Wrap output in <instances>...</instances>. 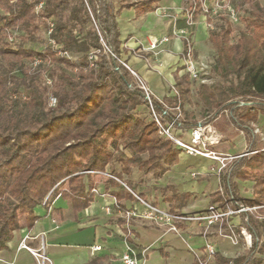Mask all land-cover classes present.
Wrapping results in <instances>:
<instances>
[{"label": "trees", "instance_id": "trees-1", "mask_svg": "<svg viewBox=\"0 0 264 264\" xmlns=\"http://www.w3.org/2000/svg\"><path fill=\"white\" fill-rule=\"evenodd\" d=\"M40 2L42 7L36 11L35 5ZM158 3L159 0L119 1L120 9L135 8L137 15L154 12ZM194 4L201 9L199 0H194ZM0 10L1 251L7 249L15 230L33 227L39 219L35 214L38 205L43 204L49 210L48 195H56L62 186L66 185L60 196L75 215L89 205L84 179L90 172H103L118 162L127 175L131 167L137 166L146 173L155 171L158 178L178 163L180 151L170 141L158 137L153 120L136 115L139 106L147 107L144 94L129 71L103 47L102 42L118 56V11L109 0H0ZM237 10H246L247 15L241 18L245 30L235 45L231 43L233 29L229 21L208 36L216 51L215 71L225 80L233 76L236 81L229 79L227 89L220 84L213 88L200 85L198 96L211 109H227L231 121L241 126L256 110L264 115V102H253L250 98H264V6L260 0H238ZM205 21L208 25L212 19L206 15ZM49 22L53 27L47 41L54 42V46L48 44L35 51L8 45L6 38L13 30H22L33 41L41 26L48 29ZM93 52L97 60L90 67L89 55ZM36 60L39 63L35 67L26 65V61L32 65ZM64 68L75 71L73 76ZM46 81L53 85L50 94L56 99L54 107L48 106ZM188 86V74L177 78L178 95L187 93ZM176 97L164 98V103L174 107ZM234 97L240 100L234 101ZM153 104L155 111L161 113V103L153 99ZM243 104L248 106L239 112ZM165 116L172 117L169 112ZM198 125L186 120L179 122L183 129ZM249 147L250 153L256 150L251 144ZM119 150H128L130 157L124 160L115 155ZM240 161L251 170L264 168V152L242 157ZM121 173L112 175L121 180ZM223 182L235 211L242 207L256 211L240 212L243 228L251 236L248 253L225 258L215 252L213 264H264V259L256 256L264 254V242L260 244L264 223L256 217L264 216V171L255 182L251 202L239 196L231 179ZM167 190L168 186L161 193ZM113 196L116 200L132 198L125 191ZM171 198L184 204L190 195L172 191ZM173 212L170 209V214L180 216ZM63 214L60 209L49 211L54 221L64 219ZM102 260L93 259L89 264H101ZM193 264L200 262L195 260Z\"/></svg>", "mask_w": 264, "mask_h": 264}, {"label": "crops", "instance_id": "crops-1", "mask_svg": "<svg viewBox=\"0 0 264 264\" xmlns=\"http://www.w3.org/2000/svg\"><path fill=\"white\" fill-rule=\"evenodd\" d=\"M119 1L109 0L118 11L116 22L120 47L117 57L146 82L156 99L164 102V98L174 96L171 88L177 78L185 74L182 70L184 43L182 37L173 32L186 30L194 49L199 52L208 37L204 25L201 20H195L193 26H186V11L180 10L182 0H159L154 12L143 15H137L135 8L120 9ZM162 37H167L168 41L153 51L147 50L150 40ZM230 150L236 151L235 147ZM124 155L125 160L131 154L124 150ZM243 166L241 169L236 161L233 173L238 172L225 175L220 172L218 162L180 152L178 163L157 178L155 171L146 173L137 166L131 167L127 175L122 172L121 164L114 162L103 172H90L84 179L90 202L75 215L70 213L68 202L60 196L61 190L54 196L49 195V210L43 204L38 205L35 214L39 219L33 227L14 231L7 249L0 251V264H36L33 256L20 247L25 238L26 245L32 249L44 244L53 264H89L97 258L103 259L101 264H123L120 256L126 244L134 248L138 264H193L195 260L199 261V255L209 240L223 257L235 258L239 249L235 235L234 239L226 236L223 242L219 236L222 229H245L240 213L224 215L211 223L207 217L211 207L216 212L223 211L226 195L221 188L225 179H231L244 201H253L255 182L250 175L252 171ZM118 173H121V180L112 175ZM167 186L169 190L161 193ZM92 189L97 193H91ZM118 191L128 192L132 198L116 200L113 193ZM172 191L178 195H190V198L180 204L178 199L171 198ZM137 197L163 212L170 213V209L173 213L178 212L179 219L165 222L143 218L139 214L144 211V206ZM52 209L63 210L62 217L65 218L51 219L49 211ZM130 212L137 215L128 216ZM213 261L208 263L213 264Z\"/></svg>", "mask_w": 264, "mask_h": 264}, {"label": "rangeland", "instance_id": "rangeland-1", "mask_svg": "<svg viewBox=\"0 0 264 264\" xmlns=\"http://www.w3.org/2000/svg\"><path fill=\"white\" fill-rule=\"evenodd\" d=\"M202 4V9L196 8L194 4V0H182V4L180 7V10L188 11L192 17L194 23L197 20H201L204 29L207 32V35L209 36V33L213 30H218L220 27L225 25L226 21H229L231 23V27L233 29V34L231 36V43L236 44L237 39L240 37V34L245 30L244 24L241 22V18L245 17L247 15L246 10H237L238 0H199ZM260 3L264 6V0H260ZM36 6V5H35ZM41 9V8H40ZM39 9V10H40ZM244 9H247L244 7ZM38 10V11H39ZM210 11V18L212 19L211 26H208L205 21V11ZM231 12H233V16H231ZM0 13L1 10H0ZM196 20V21H195ZM47 30H45L44 26H41L40 29L35 33L34 40H29L24 32L20 29H15L7 35L6 41L8 45L12 48H15L17 46H23L27 49H32L35 51H41L44 49L45 46L50 44L47 41ZM51 45V44H50ZM194 46V45H193ZM195 50V55L197 56V59L205 65L204 68V75H201V79L198 80H189V90L187 93H184L182 96L177 94V91L175 89V86L173 85V88L171 90L175 93L177 97V105H180V110H167V112L171 113L173 116L177 112H181V121H188V122H194L198 123L201 127H203V134L207 137H215L217 140H219V143L214 146L208 147L209 150L216 152L218 155H220L221 158L224 159V166L219 165L220 172L227 174H234L238 171H234V163L238 161V163L242 167H244L242 162L240 161L242 157H251L256 152H264V115L261 112H258L257 110L252 113V117L246 121L245 123L241 122L240 125H236L233 123L229 117V111L216 109V108H210L206 105L203 98L198 96V89L200 85H205L207 87L213 88L217 84H220L224 89H227L229 85V79L233 80L234 82L235 77L230 76L228 79H223L218 72L215 71L214 65H215V58H216V51L213 47V45L210 43V41L205 39L204 41V47L197 52ZM70 56V55H69ZM70 58H73V56H70ZM97 60V58H96ZM95 60V61H96ZM95 61L93 63V67L95 64ZM1 62V61H0ZM26 65L35 67L33 64L30 65L28 61H26ZM90 67H92L90 65ZM50 68L46 69V76L49 72ZM64 71L69 74L70 76H73L74 72L70 68H64ZM135 81V80H134ZM136 82V81H135ZM52 84H50L49 81L44 82V87L48 88L49 90V98L52 96L50 93V89L52 88ZM181 96V97H178ZM53 97V96H52ZM253 102H264V98L260 97H250ZM234 101L240 100V97H234ZM49 101V100H48ZM248 105H240L239 112L243 110V107ZM253 106V105H252ZM170 109L173 107H170ZM175 107V106H174ZM222 108V107H221ZM165 108L162 107V110ZM136 115L144 120H153L151 113L149 109L146 106H139L136 109ZM210 120V121H209ZM209 121V122H207ZM198 125V126H199ZM244 126V128L242 127ZM197 127V126H196ZM195 128V127H194ZM193 128L190 129H183L178 132L179 137L183 141H189L190 138V132ZM159 137V136H158ZM187 137V138H186ZM250 144L252 145L253 149H256L253 152H249ZM235 147L236 151L232 152L230 149ZM230 151V152H229ZM115 155H119L121 157H126L124 155V150L121 152L120 150L115 152ZM252 172L250 175L254 182L258 180L260 177V174L264 171V168L261 169H252ZM224 180V179H223ZM222 181V179H221ZM255 185V184H254ZM66 185L62 186L65 188ZM224 183L222 184L221 190L224 191ZM62 187L60 190H62ZM254 187V186H253ZM254 188H252L253 192ZM225 192V191H224ZM253 194V193H252ZM225 204L223 205L221 212H216L213 208L214 215H219L217 220H212L214 222L221 219V216H228L230 211H235L236 208H234L235 204L233 199L231 198V195L225 192ZM49 196V195H48ZM254 197V196H253ZM249 209L252 213L256 210L254 208H248V207H242L239 210H245ZM255 210V211H254ZM237 211V210H236ZM168 212V211H167ZM209 216H214L210 210L208 209ZM258 221H261L264 223V216H256ZM222 235L219 236V239L221 242L225 241L226 236H231L232 239H234L233 235H235V238L238 241L237 248V255L238 256H244L248 253L250 246H251V240L250 243L248 240V235H250L245 229L240 230L237 232L236 230H223L220 232ZM247 238V240L245 239ZM228 240V239H226ZM213 246L214 249L216 248L213 241L209 240ZM264 242V237L260 238V244ZM204 250V247H203ZM216 251V249H215ZM203 254V251H202ZM260 256L262 259H264L263 255H256ZM199 257H202L199 255ZM214 259V258H213ZM208 264V263H207Z\"/></svg>", "mask_w": 264, "mask_h": 264}, {"label": "built area", "instance_id": "built-area-1", "mask_svg": "<svg viewBox=\"0 0 264 264\" xmlns=\"http://www.w3.org/2000/svg\"><path fill=\"white\" fill-rule=\"evenodd\" d=\"M42 7V3L40 2L35 6V10L38 11ZM202 9V4H201ZM206 15L210 16V11H205V19ZM233 12H231V16H233ZM185 22L187 27L193 26L195 23L193 21L192 15L186 11L184 13ZM208 26H211V24H208ZM53 24L52 22L48 23V29L46 31L47 36L52 31ZM178 33L183 40L184 47L182 50V70L183 73H186L189 75V78L191 80H198L201 79V75H204V68L205 65L201 63L197 56L195 55V49L193 46V42L191 39V36L186 30H179L177 32H173V34ZM167 37H162L160 40L153 39L149 41V45L147 47V50L153 51L155 50L158 45L162 44L163 42H167ZM51 46H54V42L49 41ZM103 47L106 52L110 53L113 58H115L125 69L129 71L133 79L136 81V85L138 88L143 92L144 99L147 103V108L149 109L152 119L157 127V133L158 136L164 140L170 141L173 146L178 149L180 152L184 153L187 156L190 157H202V158H208L211 160H214L219 163V165L222 167L224 166V159L220 157L216 152L211 151L208 149L210 146L217 145L219 143V140H217L215 137L207 138L202 132L203 127L200 125L193 128L190 132V138L189 141H183L179 135L178 132L182 130V128L179 126V122L181 121V112H177L174 114L171 118H167L165 115L168 113L167 110H180V105H176L172 109L168 107L166 103H164L162 100L156 99L151 90L149 89L146 82L138 76V74L133 71L124 61L116 57L114 54H112L109 49L104 45L102 42ZM67 57H69L66 54ZM97 55L95 52L91 53L89 55V60L91 61V66H93L94 61L96 60ZM39 63V61H35L33 63L34 66H36ZM201 81H203L201 79ZM153 99H156L159 103H161L162 107L165 109L162 110L161 113H157L154 109ZM56 104V99L54 97H50L48 101L49 107H54ZM110 178H112L111 175H108ZM91 193H97L95 189L91 190ZM139 202L144 206V211L142 214H139L143 218L146 219H152V220H159V221H165V222H172L176 219H179L178 217L170 214L169 212H163L159 210L156 207H153L149 205L148 203L142 201L140 198L137 197ZM212 214L214 215L213 208H210ZM249 211V209L245 210H237V211H230L229 215L238 214L240 212ZM128 216H136L137 214L135 212L127 213ZM227 216V215H226ZM219 215H214L212 217H207L209 222L211 223L212 220H217ZM222 217V216H221ZM174 229V228H173ZM247 240V238H245ZM25 240H22L20 243V247L28 251L33 258L36 261V264H53L51 258L49 257L45 245L41 244L39 248L32 249L31 247L27 246L25 243ZM251 236L248 235V240L250 243ZM95 249H99V247H95ZM215 249L213 244L210 241H206L204 245L203 254L202 257H199L200 264H207L209 261H211L215 254ZM145 251H143L142 254H144ZM120 260L123 264H138L137 254L134 250V248L130 244H126L124 252L120 256Z\"/></svg>", "mask_w": 264, "mask_h": 264}]
</instances>
